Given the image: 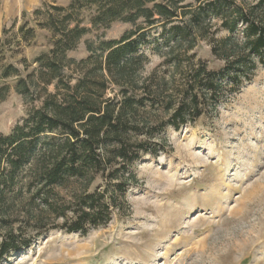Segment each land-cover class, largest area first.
<instances>
[{
    "label": "trees",
    "instance_id": "obj_1",
    "mask_svg": "<svg viewBox=\"0 0 264 264\" xmlns=\"http://www.w3.org/2000/svg\"><path fill=\"white\" fill-rule=\"evenodd\" d=\"M183 1L45 2L34 12L42 17L36 28L27 22L19 28L13 57L23 41L30 45L37 38V28L50 32L52 45L32 63L21 58L23 69L2 54L0 74L13 83H0V103L13 86L28 110L10 133H0V263L49 231L86 233L121 216L137 182L135 161L165 151L151 147L152 137L222 103L224 79L236 86L254 56L264 63V0L248 10L234 0ZM212 17L221 18L231 34L239 22L246 25L243 42L228 35L213 43L212 54L225 62L223 68L209 69L202 61L190 66L178 94L166 79L142 78L149 61L142 48L152 30L162 28L167 62L179 69L193 58L187 53L198 39L208 36ZM116 22L131 28L108 39L106 31ZM88 34L94 37L85 40L86 57H69ZM162 110L169 113L166 121L157 118Z\"/></svg>",
    "mask_w": 264,
    "mask_h": 264
},
{
    "label": "rangeland",
    "instance_id": "obj_2",
    "mask_svg": "<svg viewBox=\"0 0 264 264\" xmlns=\"http://www.w3.org/2000/svg\"><path fill=\"white\" fill-rule=\"evenodd\" d=\"M69 1L0 0V70L3 52L6 62L23 69L21 58L32 63L48 50L51 34L37 28V38L30 45L23 41L21 53L12 56L19 49V28L24 22L36 28L42 18L35 10L45 2L68 6ZM234 1L248 10L257 0ZM210 20L208 36L198 39L187 53L193 58H186L179 69L167 62L168 48L159 36L162 28L152 30L151 42L142 48L149 56L142 78L154 74L166 79L176 93L190 66L202 61L209 69L223 68L225 62L212 54L213 43L228 35L243 42L246 25L239 22L231 34L221 18ZM130 28L116 22L106 37L116 39ZM93 37L85 35L68 56L85 58V40ZM248 67L249 73L236 86L228 82L230 78L224 79L222 103H211L200 118L177 130L166 126L152 137L151 147L163 146L165 151L135 161L131 171L137 182L126 194L121 216L86 233L49 231L29 247L9 253L0 264H264V63L256 55ZM3 82L13 80L0 74ZM10 91L0 103L4 134L21 123L28 110L13 86ZM168 116L163 110L157 114L160 121Z\"/></svg>",
    "mask_w": 264,
    "mask_h": 264
}]
</instances>
